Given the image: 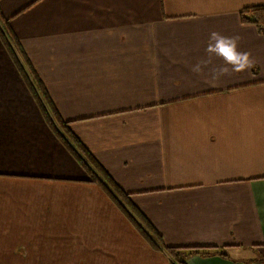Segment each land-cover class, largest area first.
<instances>
[{
  "label": "crops",
  "instance_id": "0c3cea01",
  "mask_svg": "<svg viewBox=\"0 0 264 264\" xmlns=\"http://www.w3.org/2000/svg\"><path fill=\"white\" fill-rule=\"evenodd\" d=\"M258 6L0 0L28 63L0 39V264H171L48 125L49 100L184 264H264V33L240 21Z\"/></svg>",
  "mask_w": 264,
  "mask_h": 264
},
{
  "label": "trees",
  "instance_id": "16d2710c",
  "mask_svg": "<svg viewBox=\"0 0 264 264\" xmlns=\"http://www.w3.org/2000/svg\"><path fill=\"white\" fill-rule=\"evenodd\" d=\"M0 21L2 22V26L0 27V39L6 46L10 54L12 55L16 64L19 63V61H21L22 63L28 65L27 59H25L21 48L19 46H16V44L18 45V42L11 32V29L8 25V21L5 20L1 16V14H0ZM240 21L243 24L254 25L260 33H264L263 7L258 6V7L245 9L240 14ZM7 38L11 46H13L14 51L10 47ZM30 75L32 76V79L36 81V83L39 85L40 81L37 80L34 74L30 73ZM26 80L28 81L27 77ZM49 104H50V100H49ZM49 104H48V109L50 111L51 117L47 116L45 118L46 121L48 122V125L54 126V128H56L57 126L59 128V132L56 130L57 128L55 130L59 135L60 139L62 140V142L67 145L68 144L67 141H69V143L72 144V146L77 150V153H79L78 156L75 153L74 155L76 159L79 161V163L84 167L86 172L92 177L93 180L99 181L100 186L102 187L106 195L115 203V205L118 208L120 207L122 208L123 211H125V209L122 207L121 202L126 203L128 209H130L131 212V213L130 212L126 213L127 218L132 222L138 233L148 242V244L153 250L165 251L171 260V264H184V258L186 257L187 254L186 255L180 254L179 249L166 247L163 244L162 238L159 235V233L151 226V224L142 216V214H140V212L133 205L128 204L127 202L128 197L118 189V187L114 184V182L111 180L109 175L96 162V160L92 157V155L87 150L84 149V147L78 142V140L75 137L73 138L72 135L69 134V132L66 130L65 124H63L60 121V118L58 117L56 112H54V110ZM60 132L64 136L60 135L59 134Z\"/></svg>",
  "mask_w": 264,
  "mask_h": 264
},
{
  "label": "clouds",
  "instance_id": "9594fccd",
  "mask_svg": "<svg viewBox=\"0 0 264 264\" xmlns=\"http://www.w3.org/2000/svg\"><path fill=\"white\" fill-rule=\"evenodd\" d=\"M215 44L209 46V51L222 56L228 65L232 66L233 71H243L250 67L248 54L237 51V39L235 37H225L218 33H212ZM199 66H197V69ZM227 68L219 69V74H226Z\"/></svg>",
  "mask_w": 264,
  "mask_h": 264
}]
</instances>
